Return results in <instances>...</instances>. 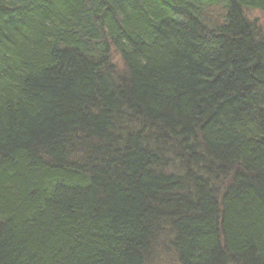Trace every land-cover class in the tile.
Listing matches in <instances>:
<instances>
[{
  "label": "trees",
  "instance_id": "trees-1",
  "mask_svg": "<svg viewBox=\"0 0 264 264\" xmlns=\"http://www.w3.org/2000/svg\"><path fill=\"white\" fill-rule=\"evenodd\" d=\"M249 11L264 27V0H0V264H264Z\"/></svg>",
  "mask_w": 264,
  "mask_h": 264
},
{
  "label": "rangeland",
  "instance_id": "rangeland-1",
  "mask_svg": "<svg viewBox=\"0 0 264 264\" xmlns=\"http://www.w3.org/2000/svg\"><path fill=\"white\" fill-rule=\"evenodd\" d=\"M248 20L255 24V29L258 31L259 34H264V27H263V15L259 11H249ZM113 66L120 72H122V63L119 57L113 53ZM162 250L158 251L155 256L150 259V264H174L172 260V256L170 254L160 255Z\"/></svg>",
  "mask_w": 264,
  "mask_h": 264
}]
</instances>
